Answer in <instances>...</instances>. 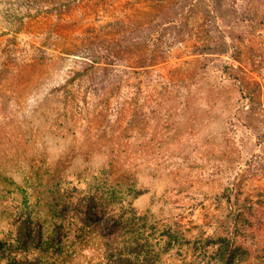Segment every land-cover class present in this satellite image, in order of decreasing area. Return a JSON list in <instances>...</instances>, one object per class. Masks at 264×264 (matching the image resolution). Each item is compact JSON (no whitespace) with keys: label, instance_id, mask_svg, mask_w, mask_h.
I'll use <instances>...</instances> for the list:
<instances>
[{"label":"rangeland","instance_id":"obj_1","mask_svg":"<svg viewBox=\"0 0 264 264\" xmlns=\"http://www.w3.org/2000/svg\"><path fill=\"white\" fill-rule=\"evenodd\" d=\"M93 194L164 264H264V0H0L2 263Z\"/></svg>","mask_w":264,"mask_h":264},{"label":"trees","instance_id":"obj_2","mask_svg":"<svg viewBox=\"0 0 264 264\" xmlns=\"http://www.w3.org/2000/svg\"><path fill=\"white\" fill-rule=\"evenodd\" d=\"M63 5L70 6L71 2L56 7L62 11ZM106 60L112 63L114 58ZM90 61L96 64L102 59ZM152 62L154 59L149 57L137 59L139 66ZM67 92L75 96L72 91ZM112 199L116 200L114 196L110 199L94 194L80 199L48 235L42 218L38 211L32 213V207L17 236L18 248L10 249L8 262L2 263L0 258V264H65L67 258L78 255L84 256L87 264H164L163 256L177 247L179 239L172 234H159L149 223L147 213L109 210V205L114 204ZM31 251L36 255L29 256Z\"/></svg>","mask_w":264,"mask_h":264}]
</instances>
